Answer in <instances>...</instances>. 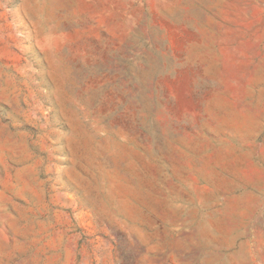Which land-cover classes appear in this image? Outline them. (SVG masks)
<instances>
[{"label": "rangeland", "instance_id": "1", "mask_svg": "<svg viewBox=\"0 0 264 264\" xmlns=\"http://www.w3.org/2000/svg\"><path fill=\"white\" fill-rule=\"evenodd\" d=\"M0 264H264V0H0Z\"/></svg>", "mask_w": 264, "mask_h": 264}]
</instances>
